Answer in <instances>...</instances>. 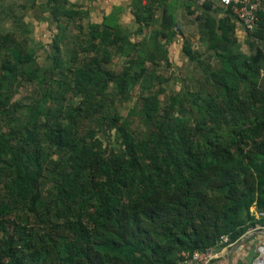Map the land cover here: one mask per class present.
<instances>
[{
    "label": "trees",
    "instance_id": "16d2710c",
    "mask_svg": "<svg viewBox=\"0 0 264 264\" xmlns=\"http://www.w3.org/2000/svg\"><path fill=\"white\" fill-rule=\"evenodd\" d=\"M128 6L132 30L121 6L91 21L81 5L44 0L58 28L48 66L23 15H3L19 26L0 32V264H178L264 226L250 212H264V10L243 48L237 18L211 0ZM178 9L204 48L183 40L191 74L168 94ZM64 20L87 22L69 34ZM24 83L33 93L15 99Z\"/></svg>",
    "mask_w": 264,
    "mask_h": 264
},
{
    "label": "rangeland",
    "instance_id": "374dc122",
    "mask_svg": "<svg viewBox=\"0 0 264 264\" xmlns=\"http://www.w3.org/2000/svg\"><path fill=\"white\" fill-rule=\"evenodd\" d=\"M44 3V0H37L36 5L32 8L30 6L31 0H0V32L6 31H14L18 29V23H16L12 18L4 17V13H8L10 9L13 10L18 15H23L22 24L28 27L29 32L26 33L29 36L28 44L31 47L36 49L37 53V62L41 66H48L51 63L50 54L52 52L51 42L53 35L58 32V28L54 20L49 16L48 9L44 10L41 7V4ZM23 4L27 5L26 8H23ZM82 10L86 9L82 7ZM102 16L101 12H89L88 20L97 21ZM47 17V19L45 18ZM45 18V19H44ZM177 18L182 26L183 35L177 38H180V43L182 44L183 40L185 39L188 41L194 48L202 51L204 46L201 45L199 42V30L197 27V23L193 20V16H186L182 9H178L177 11ZM87 20H83L81 24H78L79 21H70L66 22L65 20L63 23L67 26L69 34H77L79 33V29L81 27H86ZM124 25L126 26L127 30H132L134 28V24L130 23V21L126 20L123 17ZM25 34V33H24ZM175 50L179 51L178 44L175 47ZM175 50H173L175 52ZM173 52V53H174ZM123 60H115L110 64L111 68L119 69L120 65L122 64ZM173 63L172 68H168L165 70V73L170 74V79L164 83L166 92L169 93H176L181 92L183 87H185L186 79L191 74V65L184 59L180 60L178 56H173ZM34 91V86L30 85L29 83H24L23 86L19 88L18 93L14 96L15 99L23 98L26 99L30 96ZM137 94L138 90L134 89L132 91L131 99L120 105L118 110L121 114H126L130 107H132L135 102L137 101ZM102 140L106 143L107 140L113 141L115 139V135L113 132L107 135H101ZM250 212L254 213L255 216H259V212L257 211L255 206L250 207ZM249 234V235H248ZM254 235L255 237L261 240V243H264V227H261L259 224H255L253 227H249L245 234L241 237L246 238V236ZM240 239V240H241ZM239 242V241H238ZM260 243V244H261ZM259 244V245H260ZM234 244H232L233 246ZM256 245V248L259 246ZM230 246V247H232ZM229 246L221 248L219 253H224ZM255 258H252L250 262L254 261Z\"/></svg>",
    "mask_w": 264,
    "mask_h": 264
},
{
    "label": "crops",
    "instance_id": "0c3cea01",
    "mask_svg": "<svg viewBox=\"0 0 264 264\" xmlns=\"http://www.w3.org/2000/svg\"><path fill=\"white\" fill-rule=\"evenodd\" d=\"M70 2H73L75 4L81 5L85 9H87L89 12H101L102 14L108 13L112 6L117 5L123 7L122 12L120 13V22H122L123 26V17L130 21L132 20V17L130 16L129 11V0H69ZM213 3V6L216 9H220V11L217 12L218 16H221L223 12L225 11L224 6L221 4L220 0H211ZM232 20H235V36L241 43L243 44V48H245V38H246V31L243 27V25L237 21L234 17H232ZM179 47V51L175 50V47ZM175 50V52L173 51ZM174 52V53H173ZM170 57L172 58L171 61L173 62V56H178L180 60L183 59V53L181 51V43L180 39L176 38V41L173 46L170 48ZM264 75V72H263ZM250 236H247L243 242H241L238 246L228 248L226 252L218 253V256L211 264H252V261L250 260L254 258L257 255V248L256 245H259L261 243V240L255 237L254 235L252 238L249 239Z\"/></svg>",
    "mask_w": 264,
    "mask_h": 264
},
{
    "label": "built area",
    "instance_id": "2783aa9c",
    "mask_svg": "<svg viewBox=\"0 0 264 264\" xmlns=\"http://www.w3.org/2000/svg\"><path fill=\"white\" fill-rule=\"evenodd\" d=\"M220 2L225 7H229L243 27L249 30L253 29L258 24V11L264 10V0H220ZM259 213V216L264 215V212ZM227 241L228 238L226 235L220 237L221 243H226ZM226 246L230 247L232 244L229 243ZM219 251L209 248L203 251L195 250L192 253L182 251L180 253L181 260L178 264H211L212 260L218 256ZM257 252L252 264H264L263 242L257 247Z\"/></svg>",
    "mask_w": 264,
    "mask_h": 264
},
{
    "label": "water",
    "instance_id": "95a60500",
    "mask_svg": "<svg viewBox=\"0 0 264 264\" xmlns=\"http://www.w3.org/2000/svg\"><path fill=\"white\" fill-rule=\"evenodd\" d=\"M246 238H247V236H246ZM243 241H244V238H242L241 240H239V242H236L232 247L238 246Z\"/></svg>",
    "mask_w": 264,
    "mask_h": 264
}]
</instances>
